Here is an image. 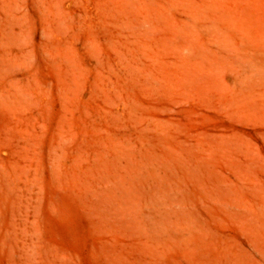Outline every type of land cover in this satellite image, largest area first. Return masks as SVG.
Returning <instances> with one entry per match:
<instances>
[{"label":"rangeland","instance_id":"rangeland-1","mask_svg":"<svg viewBox=\"0 0 264 264\" xmlns=\"http://www.w3.org/2000/svg\"><path fill=\"white\" fill-rule=\"evenodd\" d=\"M0 264H264V0H0Z\"/></svg>","mask_w":264,"mask_h":264}]
</instances>
